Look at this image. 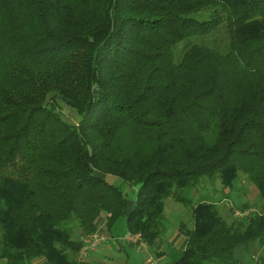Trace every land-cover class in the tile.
<instances>
[{
  "label": "trees",
  "instance_id": "1",
  "mask_svg": "<svg viewBox=\"0 0 264 264\" xmlns=\"http://www.w3.org/2000/svg\"><path fill=\"white\" fill-rule=\"evenodd\" d=\"M241 173L264 198V0H0V260L86 264L123 218L152 249L171 197L160 264H264V205L184 194Z\"/></svg>",
  "mask_w": 264,
  "mask_h": 264
},
{
  "label": "rangeland",
  "instance_id": "2",
  "mask_svg": "<svg viewBox=\"0 0 264 264\" xmlns=\"http://www.w3.org/2000/svg\"><path fill=\"white\" fill-rule=\"evenodd\" d=\"M238 180V181H237ZM234 183L232 190H226L229 192V196L223 195L224 188L220 182V179L216 178L214 180H210L208 178H204L195 188L194 187H187L184 191L185 196H189L193 198V202H197L201 199H211L218 203L219 210L221 209V213L228 216V209L229 210H239V211H249L251 212L252 208H258L264 205V198L259 196L258 188L255 184L247 178L246 175L240 174V177ZM123 190L126 193L127 197L130 200H133L135 197V193L132 188L128 184H123ZM225 197V199H224ZM247 203L249 208L245 209L243 203ZM220 204V205H219ZM184 204L179 201H173L171 197L166 198L165 200V217H164V226L167 228L175 224V221L180 219V215L186 209L183 208ZM183 208V209H182ZM182 209V210H181ZM228 220H230L228 218ZM169 227V229H170ZM113 235H116L123 243L127 242V245L131 248V244L133 242H129L126 239V235L128 231L126 229V220L125 218L121 219L115 229L113 230ZM112 233L108 234V237L112 238ZM104 240L105 234L103 233ZM76 237V235H75ZM164 238V237H163ZM111 242V240H109ZM101 243V242H100ZM103 244V243H102ZM102 244L98 246L100 250ZM108 244V243H107ZM138 248V247H137ZM135 249V248H134ZM139 249V248H138ZM143 249V248H142ZM95 250L91 251L93 253ZM139 251V250H138ZM127 252H130L132 255L129 256L128 254L119 255L118 253H108L107 260L106 256L103 257L105 264H139V260L146 256V253L136 252L135 250L127 249ZM90 253V254H91ZM99 253V252H98ZM91 258V257H90ZM161 262L163 261H171L172 259L169 258H161ZM0 264H7L6 261L0 260ZM33 264H41L39 261L34 260Z\"/></svg>",
  "mask_w": 264,
  "mask_h": 264
},
{
  "label": "crops",
  "instance_id": "3",
  "mask_svg": "<svg viewBox=\"0 0 264 264\" xmlns=\"http://www.w3.org/2000/svg\"><path fill=\"white\" fill-rule=\"evenodd\" d=\"M179 221L180 220L175 221V224H173L171 227L169 226L170 229L169 227L166 228L165 235L163 236L164 238L160 240L158 244L152 249L150 247L138 249L135 244L132 243H130V248L127 245V242L123 243L118 237H116V235H112V238H110L106 233H104V230H102V233L105 234V240L103 239L99 244L101 245L103 243L101 246L102 248L100 250L97 248L93 253H91L86 260V264H97L99 262L104 263L103 257L106 256L105 260H107L106 254L112 252L118 253L119 255H124L126 253L131 256L133 253L131 254L130 252H127V249L135 250L137 253H146V256L139 260V264H145L144 262L148 255H152L153 257H155L158 264L161 263V258L177 259L182 254V251L184 250L187 243V235L181 227ZM109 240H111V242H109ZM156 251H159L161 255H155ZM234 254L235 257L243 262V264H252V255L247 252L244 246H237L234 249Z\"/></svg>",
  "mask_w": 264,
  "mask_h": 264
},
{
  "label": "built area",
  "instance_id": "4",
  "mask_svg": "<svg viewBox=\"0 0 264 264\" xmlns=\"http://www.w3.org/2000/svg\"><path fill=\"white\" fill-rule=\"evenodd\" d=\"M126 237L128 241L133 242V244L138 243L137 247L139 249L146 247L142 241L138 242L139 235L128 233ZM103 239H104V236L102 232L89 235L86 244L80 250V253H79L80 260H85L87 256L91 253V251L96 250L100 242ZM144 263L145 264H157V260L152 255H148Z\"/></svg>",
  "mask_w": 264,
  "mask_h": 264
}]
</instances>
